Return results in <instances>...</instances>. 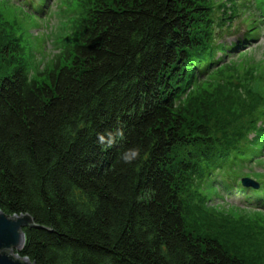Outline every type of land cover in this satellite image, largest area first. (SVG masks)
Listing matches in <instances>:
<instances>
[{"label":"trees","instance_id":"trees-1","mask_svg":"<svg viewBox=\"0 0 264 264\" xmlns=\"http://www.w3.org/2000/svg\"><path fill=\"white\" fill-rule=\"evenodd\" d=\"M82 1L49 70L29 74L17 37L0 46L19 54L0 74V210L43 226L24 228L19 255L35 264H249L189 231L185 190L204 184L264 208L263 172L258 188L241 182L264 149V97L257 117L234 127L215 122L233 94L216 95L223 106L210 110L202 88L224 89L210 84L224 63L215 66L258 36L253 24L217 41L252 1ZM253 1L261 24L264 0ZM195 108L204 118L187 120Z\"/></svg>","mask_w":264,"mask_h":264},{"label":"rangeland","instance_id":"rangeland-1","mask_svg":"<svg viewBox=\"0 0 264 264\" xmlns=\"http://www.w3.org/2000/svg\"><path fill=\"white\" fill-rule=\"evenodd\" d=\"M250 1L251 10L243 4L239 17L231 19L235 25L217 41L235 40L237 35L241 36L247 30V25L253 24L254 28L259 27L258 36L249 42L248 47L222 58L215 66L217 68L224 63L216 74L209 77L210 84L224 82V89L216 87L211 92L208 82L202 85V88L210 90L211 95L207 97L210 110L223 106L217 101L216 95L219 94L223 99L226 92L233 94L230 110L219 109L215 122L224 121L234 127L248 126L249 121L257 117L261 97H264V20L261 24L254 21L255 16L259 18V12L253 5L254 1ZM82 2L0 0V46L12 37H17L16 42L22 47L20 57L25 60L29 74L33 76L49 70L64 42L69 41L70 21ZM262 13L264 15V11ZM18 55L14 51H11L10 56L0 52V74H10L17 64L15 57ZM199 111L200 108H195L187 113V120L203 119ZM256 160L247 164L241 173L246 171L249 173L247 176L254 179L257 173L264 174V149ZM185 194L190 199V217L187 218L189 231L216 238L228 251L241 256L249 264H264V208L248 204L241 194L220 191L213 196L204 184L189 187ZM206 196L210 197L202 204L201 200Z\"/></svg>","mask_w":264,"mask_h":264},{"label":"water","instance_id":"water-1","mask_svg":"<svg viewBox=\"0 0 264 264\" xmlns=\"http://www.w3.org/2000/svg\"><path fill=\"white\" fill-rule=\"evenodd\" d=\"M241 182L245 187L258 188L260 182L250 176H243ZM24 228H43L25 213L8 216L0 210V264H35L27 257L19 255L24 240Z\"/></svg>","mask_w":264,"mask_h":264},{"label":"clouds","instance_id":"clouds-1","mask_svg":"<svg viewBox=\"0 0 264 264\" xmlns=\"http://www.w3.org/2000/svg\"><path fill=\"white\" fill-rule=\"evenodd\" d=\"M125 159H128V157H127V156H125Z\"/></svg>","mask_w":264,"mask_h":264}]
</instances>
